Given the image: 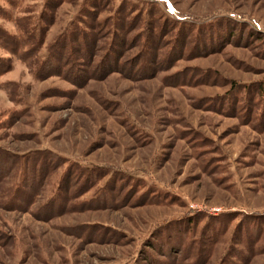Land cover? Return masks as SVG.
<instances>
[{
    "label": "rangeland",
    "instance_id": "374dc122",
    "mask_svg": "<svg viewBox=\"0 0 264 264\" xmlns=\"http://www.w3.org/2000/svg\"><path fill=\"white\" fill-rule=\"evenodd\" d=\"M0 264H264V0H0Z\"/></svg>",
    "mask_w": 264,
    "mask_h": 264
},
{
    "label": "clouds",
    "instance_id": "9594fccd",
    "mask_svg": "<svg viewBox=\"0 0 264 264\" xmlns=\"http://www.w3.org/2000/svg\"><path fill=\"white\" fill-rule=\"evenodd\" d=\"M9 28H11V25H8Z\"/></svg>",
    "mask_w": 264,
    "mask_h": 264
}]
</instances>
